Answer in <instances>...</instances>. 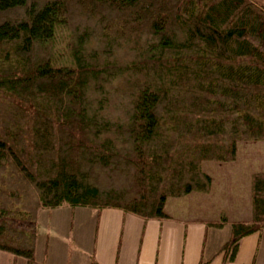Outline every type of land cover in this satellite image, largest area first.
Segmentation results:
<instances>
[{
  "label": "trees",
  "instance_id": "1",
  "mask_svg": "<svg viewBox=\"0 0 264 264\" xmlns=\"http://www.w3.org/2000/svg\"><path fill=\"white\" fill-rule=\"evenodd\" d=\"M238 140H264L252 0H0V250L44 264L42 209L168 218L166 198L208 192L202 162L233 160ZM251 202L224 261L264 227V172Z\"/></svg>",
  "mask_w": 264,
  "mask_h": 264
},
{
  "label": "crops",
  "instance_id": "2",
  "mask_svg": "<svg viewBox=\"0 0 264 264\" xmlns=\"http://www.w3.org/2000/svg\"><path fill=\"white\" fill-rule=\"evenodd\" d=\"M264 8V0H252ZM225 168L221 191L190 192L165 200L164 219H144L118 208L63 206L51 221L57 242L47 240L44 264H264V227L241 238L232 261L218 252L231 224L252 220L251 177L264 172V140L239 142ZM238 148L240 151H238ZM179 200H184L181 205ZM168 205V210H167ZM192 205V206H190ZM172 211H175L174 214ZM225 221L221 226L213 223ZM80 230L74 232L72 224ZM38 250V237L36 252Z\"/></svg>",
  "mask_w": 264,
  "mask_h": 264
},
{
  "label": "rangeland",
  "instance_id": "3",
  "mask_svg": "<svg viewBox=\"0 0 264 264\" xmlns=\"http://www.w3.org/2000/svg\"><path fill=\"white\" fill-rule=\"evenodd\" d=\"M247 141L249 140H238L236 142V146L240 144L239 142H247ZM240 147H241V152L243 156L247 157L246 156L247 148H245L243 144H240ZM238 151H240L239 148H238ZM235 155H236V151H235ZM229 162L230 161L202 162L201 164L202 169L205 172L206 170H209L211 174L213 175L214 189L218 188L220 191L224 189V187L221 186V184L225 181V179H223V173H224L225 168L230 167L231 164ZM179 202L182 205L184 203V200H179ZM167 210H168V205H167ZM58 211H61V210L42 209L38 214V250L36 252V259L39 262H41V258L43 255V249L46 245L47 240H49L51 243L57 242L58 239L60 240L59 236L56 234L54 226L52 228L53 224L51 223L53 216H55ZM172 212L176 214L175 211H172ZM72 226H73L74 232L77 229L78 230L81 229V227L78 228V225L75 223H73ZM0 264H26V262H25V259L22 257H17L8 252L0 250Z\"/></svg>",
  "mask_w": 264,
  "mask_h": 264
}]
</instances>
